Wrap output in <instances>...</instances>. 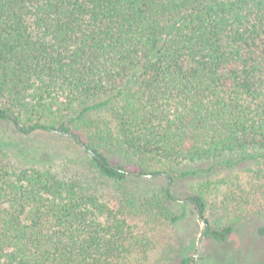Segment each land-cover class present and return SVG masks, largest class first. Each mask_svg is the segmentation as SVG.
<instances>
[{"label": "trees", "instance_id": "1", "mask_svg": "<svg viewBox=\"0 0 264 264\" xmlns=\"http://www.w3.org/2000/svg\"><path fill=\"white\" fill-rule=\"evenodd\" d=\"M0 121L85 155L0 140V264H144L135 197L160 207L178 176L264 160V0H0ZM161 175V195L139 192ZM188 200L206 238L231 237Z\"/></svg>", "mask_w": 264, "mask_h": 264}, {"label": "rangeland", "instance_id": "2", "mask_svg": "<svg viewBox=\"0 0 264 264\" xmlns=\"http://www.w3.org/2000/svg\"><path fill=\"white\" fill-rule=\"evenodd\" d=\"M101 118L108 120V112ZM3 139L12 145V153L26 160L38 157L48 162L54 155L85 156L71 140L39 133L23 136L0 121V140ZM199 172L198 176L176 177L171 188L178 201L162 202V208L145 203L141 195L135 197L136 210L127 212L130 245L137 248L133 262L143 259L144 264H180L184 257L194 255L193 264H264V160ZM168 185V177L161 175L143 179L137 188L141 194L161 195ZM104 187L111 193L119 186L105 181ZM131 188L135 191L132 185ZM193 194L204 197L206 215L213 226L235 225L226 242L203 235L204 222L188 200ZM163 205L168 210H163ZM175 215L179 216L177 220Z\"/></svg>", "mask_w": 264, "mask_h": 264}]
</instances>
